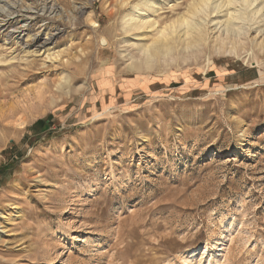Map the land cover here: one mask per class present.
<instances>
[{
	"label": "rangeland",
	"instance_id": "1",
	"mask_svg": "<svg viewBox=\"0 0 264 264\" xmlns=\"http://www.w3.org/2000/svg\"><path fill=\"white\" fill-rule=\"evenodd\" d=\"M143 1L0 0V264H264V34L130 69Z\"/></svg>",
	"mask_w": 264,
	"mask_h": 264
},
{
	"label": "bare ground",
	"instance_id": "2",
	"mask_svg": "<svg viewBox=\"0 0 264 264\" xmlns=\"http://www.w3.org/2000/svg\"><path fill=\"white\" fill-rule=\"evenodd\" d=\"M113 1L115 2V0ZM116 1L121 4V7L123 3L128 2V0ZM104 5L103 3V6ZM161 8L162 5L156 4L155 0H146L133 4L131 9L127 10L123 17L122 22L124 29L126 31H139L154 27L156 21L150 19L151 16L149 17L145 14L151 9L157 12ZM208 8H211L210 11L216 13L221 12L223 8L226 9L225 18L219 19L216 23L219 25L217 29L219 35L215 38V45L218 46V51L239 55L240 50L246 49V34H248L247 32H249L251 27L255 24L258 33L262 32V34H264V0H193L185 13L171 20L160 29L158 28L157 38L152 40L149 44L145 43V37L148 36L149 33L144 32V34L142 33L138 36L137 40L135 39L136 41H134L132 45L138 48V56L131 58L129 65L130 69H152L157 65L158 61L165 56H169L172 63L175 62V64L186 61L187 59L184 58L181 51L178 50V45L184 46L185 49H191L192 47H199L205 41V32L202 26L203 21H200L201 18L198 19L196 16L202 12H207ZM260 22H262V27L258 25ZM177 29L182 32V34H180L181 36H175L178 32ZM258 46L264 48V38L258 43ZM191 51L194 50L192 49ZM68 78L69 77L65 76L64 81L67 82Z\"/></svg>",
	"mask_w": 264,
	"mask_h": 264
},
{
	"label": "trees",
	"instance_id": "3",
	"mask_svg": "<svg viewBox=\"0 0 264 264\" xmlns=\"http://www.w3.org/2000/svg\"><path fill=\"white\" fill-rule=\"evenodd\" d=\"M38 123L41 125V128L48 126V120H40Z\"/></svg>",
	"mask_w": 264,
	"mask_h": 264
}]
</instances>
